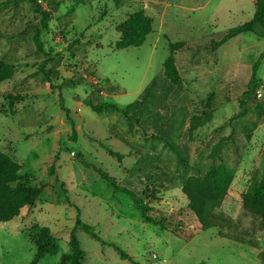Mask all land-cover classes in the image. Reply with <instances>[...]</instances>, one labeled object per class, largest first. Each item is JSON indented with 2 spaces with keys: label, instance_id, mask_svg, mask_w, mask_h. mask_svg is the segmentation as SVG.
<instances>
[{
  "label": "rangeland",
  "instance_id": "rangeland-1",
  "mask_svg": "<svg viewBox=\"0 0 264 264\" xmlns=\"http://www.w3.org/2000/svg\"><path fill=\"white\" fill-rule=\"evenodd\" d=\"M0 0V54L15 60L14 75L0 83V149L22 164L21 173H31L33 185L46 183L34 206L22 208L9 221L0 222V264H34L35 237L40 227H50L58 244L56 254H46L37 264H60L69 251V238L80 208L82 220L95 226L102 243L81 227L77 235L88 264H264V230L260 217L244 207L245 191L264 172V112L253 128L258 106L244 93L251 66L264 52V37L254 32L235 36L217 50L215 63L183 69L181 76L189 88L194 109L202 112L208 94L220 80L233 84L235 98L212 112V118L194 132L192 151L206 158L209 149L230 128L215 131L242 107L247 109L245 127L235 123L239 146H245L228 194L218 211L232 218L237 228L257 239V247L218 234V228L200 229L181 183L149 201L155 217L176 214L172 226L193 230L191 240L146 222L131 196L114 191L112 184L93 168L97 165L121 181L137 155L110 137L104 120L120 113L108 109L99 114L84 103L93 83H111L123 93L101 96L102 101L121 107L135 101L141 91L162 75L170 54V41L194 39L250 20L255 0H66L52 11L48 26L42 28L35 5L25 0ZM50 10L54 0H37ZM74 7L73 25L83 41L93 40L81 67L94 69L73 87L59 88L63 77L73 72L76 58L68 44L76 38L72 25L62 26V16ZM143 9L153 18V31L141 46L115 49L120 34L117 26L133 11ZM161 11V12H160ZM39 14V15H38ZM40 31L41 47L33 40L34 27ZM65 37V38H64ZM185 51L179 54L186 64ZM257 98L264 100V59L257 71ZM232 88V87H231ZM62 95L69 107V119L61 109ZM75 130V133H74ZM76 136V137H74ZM108 148L125 157L113 156ZM225 155L231 158L233 146ZM55 164L51 175L48 167ZM68 190L66 192L65 190ZM127 252L122 258L114 246Z\"/></svg>",
  "mask_w": 264,
  "mask_h": 264
},
{
  "label": "trees",
  "instance_id": "trees-1",
  "mask_svg": "<svg viewBox=\"0 0 264 264\" xmlns=\"http://www.w3.org/2000/svg\"><path fill=\"white\" fill-rule=\"evenodd\" d=\"M25 1L35 5L33 10L40 14L38 15L41 26L46 28L52 11L58 9L66 0H54L50 10L43 9L37 0ZM76 1L80 3L82 0ZM255 4L254 16L248 21L194 39L170 41V54L164 62L162 75L156 76L141 91L138 98L125 107L115 102L101 100L102 93L124 92V88L119 84L113 86L110 82L102 85L93 83L91 91L86 93L83 99L84 103L99 114L108 109L120 113L119 116H110L104 120L106 130L110 137L117 138L129 148L128 155L138 156L121 181L97 165H93V168L112 184L115 192L123 191L131 196L135 207L146 222L187 241L191 240L195 233L193 230L172 226L171 219L176 217L174 212L159 217L150 214L152 207L149 201L172 188L176 182L181 183L182 193L188 199L187 208L195 216L200 229L217 227L218 234L222 237L254 247L258 245L257 239L249 231L239 230L232 218L218 211L228 194L245 149V146H239L238 137L235 135V123L243 124L245 127L247 109L242 107L226 123L215 129L221 131L230 128V131L219 137L209 149L206 158L195 156L192 151L195 130L211 120L213 111L231 102L236 92L233 84L230 86L220 80L217 89L210 92L205 99L202 112H197L189 88L181 76L183 69L215 63L218 48L241 33L254 32L264 37V0H255ZM75 17L74 7L61 17L62 26L72 25V29L76 32V38L70 40L68 44L72 57L76 58V63L72 74L62 78L59 84L61 89L80 84L85 79V73L89 75L94 72L89 66L81 67L87 59L93 40H82L81 33L77 32L76 26L72 24ZM30 27H34L35 44L41 47L42 28H36L33 24H29L28 28ZM117 31L120 37L115 42V49L141 46L147 35L153 31V18L143 9L133 11L118 24ZM183 51L188 58L186 64L180 66L179 54ZM263 59L264 52L260 53L251 66L250 75L244 84L246 88L244 93L249 94L255 105L259 107L253 128L247 134L248 139L264 112V100L260 102L257 98V71ZM14 61L0 54V83L14 75ZM59 104L66 116L71 119L70 109L65 105L61 94ZM231 146H233V155L228 158L225 154L231 150ZM108 150L119 161L125 157L120 151L111 148ZM21 169L22 164L0 149V222L18 216L24 207L34 206L42 189L47 185L46 183L31 184L30 179L35 176L28 172L22 174ZM48 172L51 175L55 173L54 163L49 165ZM65 191L68 192L67 189ZM242 202L245 208L259 215L261 228L264 230V172L261 178L245 191ZM75 207L78 214L70 232L69 251L62 255L60 264H88L85 262V250L76 232L78 227L83 228L91 237L102 243H108L100 236L93 224L82 220L80 208ZM35 245L34 264L46 254L58 252V244L48 226L40 227L35 237ZM114 247L122 258H129L122 248L116 245ZM258 255L264 261V249L260 250Z\"/></svg>",
  "mask_w": 264,
  "mask_h": 264
},
{
  "label": "crops",
  "instance_id": "crops-1",
  "mask_svg": "<svg viewBox=\"0 0 264 264\" xmlns=\"http://www.w3.org/2000/svg\"><path fill=\"white\" fill-rule=\"evenodd\" d=\"M198 66H200V65H198ZM103 95L106 96L107 94H106V93H103ZM131 156L134 157V155H131ZM137 159H138V158H136V159L134 160V163L136 162ZM134 163H133V164H134Z\"/></svg>",
  "mask_w": 264,
  "mask_h": 264
}]
</instances>
